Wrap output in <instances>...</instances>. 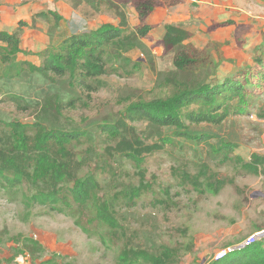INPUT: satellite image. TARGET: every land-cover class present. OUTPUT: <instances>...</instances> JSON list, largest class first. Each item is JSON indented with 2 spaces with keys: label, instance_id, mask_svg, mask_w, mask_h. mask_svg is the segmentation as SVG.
<instances>
[{
  "label": "rangeland",
  "instance_id": "rangeland-1",
  "mask_svg": "<svg viewBox=\"0 0 264 264\" xmlns=\"http://www.w3.org/2000/svg\"><path fill=\"white\" fill-rule=\"evenodd\" d=\"M137 1L21 0L6 12L0 0V29L7 32L18 18L30 23L39 11L61 17L57 22L37 19L34 28L25 27L23 52L0 68V155H9L21 137L7 122L31 125L21 134L32 155L46 131L85 132L64 148L51 147L56 169L43 180L32 176V166L20 184L0 181V264H16L20 255L28 256L29 264L48 258L70 264H210L255 233L262 236L252 244L264 245L263 89L243 101L230 100L226 106L242 112L229 114L219 125L183 123L185 131L206 136L207 142L126 116L131 104L171 96L181 80L199 86L247 68L256 70L252 58L264 45V0L238 1L250 6V16L237 14L226 28L192 0H152L154 9L145 22L153 30L145 39L134 33ZM104 23L123 27V39L107 48L110 74L91 80L96 91L89 96L69 76L45 77L21 65L39 64L38 52L46 46ZM165 24L185 30L183 43L198 51L197 62L187 70L174 66V48H164ZM188 73L193 75L186 79ZM71 99L73 109L57 108ZM107 125L117 128L113 137L103 129ZM208 143L223 150L214 152ZM86 177L96 181L97 189L79 204L69 189ZM42 194L53 195L55 202L33 198ZM100 208L115 226L100 221ZM27 238L42 246L36 256L24 246Z\"/></svg>",
  "mask_w": 264,
  "mask_h": 264
},
{
  "label": "trees",
  "instance_id": "trees-1",
  "mask_svg": "<svg viewBox=\"0 0 264 264\" xmlns=\"http://www.w3.org/2000/svg\"><path fill=\"white\" fill-rule=\"evenodd\" d=\"M153 9L152 0H138L135 2L139 24L134 27V33L138 38H147L150 31L153 30V26L145 22L146 17ZM49 17L53 18L55 22L61 20V17L53 11L39 12L33 15L31 24L21 20L10 32L0 30V68L11 63L16 54L23 52L20 46L23 29L25 27L34 28L37 19L47 20ZM164 28V48L168 50L174 48V66L181 71L187 70L197 62V49L190 43H183V38L187 33L182 28L172 24H165ZM123 34V27L104 23L96 29L72 33L62 38L55 45L46 46L38 52L40 56L39 64L22 61L21 65L45 77L63 78L69 76L72 84L81 90L87 91V96H89L90 92L96 91V87L90 83L91 80L110 74L105 60L107 48L121 42ZM252 61L256 70H253V67L247 68L212 84L207 83L196 86L195 83L181 80L176 84L177 88L171 96L156 98L150 102L131 104L127 108L126 116L132 122L147 121L156 127L173 128L177 135L186 139L207 142L206 136L191 135L185 131L183 123L188 121L193 124L206 122L219 125L229 114H241L242 109L239 107H234L232 104L229 107L226 105L233 98L243 101L246 95H257L262 89L264 90V45L256 49ZM192 75L193 73H188L186 79L192 77ZM10 98L16 106H21L20 100L15 97ZM75 104V99H71L65 103V106L59 104L57 108L68 107L73 109ZM189 106H195V108L189 109ZM230 108L233 110H230ZM4 124L21 135L13 143L9 155H0V181L2 184L12 186L27 179L30 176L29 169L32 166H34L32 175L34 178L37 180L46 178L52 170L56 169V164L49 153L51 147L64 148L71 142L79 141L85 135L83 131H46L35 142L34 155H32L33 152L27 154V152H30L28 139L21 134L25 128L31 129V125L18 122ZM33 125L34 128L38 127L37 124ZM103 129L111 137L117 132V128L112 125H107ZM207 145L212 148L209 143ZM226 147L232 149L231 146ZM212 150L214 152L222 151L223 146L212 148ZM19 155L21 157L18 158ZM126 156L135 164H139V159L134 154L128 153ZM56 179L61 181V175L58 174ZM96 189V181L91 177H86L83 180L75 181L69 191L74 202L85 204L93 197ZM33 198L42 204L55 202L53 195L48 194L35 195ZM163 202L167 203V201ZM97 216L102 223L115 226L114 219L107 210L98 209ZM24 246L33 256L42 251L40 243L31 238L25 239ZM38 264L70 263L48 258ZM210 264H264V245L256 243L231 250Z\"/></svg>",
  "mask_w": 264,
  "mask_h": 264
},
{
  "label": "crops",
  "instance_id": "crops-1",
  "mask_svg": "<svg viewBox=\"0 0 264 264\" xmlns=\"http://www.w3.org/2000/svg\"><path fill=\"white\" fill-rule=\"evenodd\" d=\"M238 1H240V0H192V2L198 3L200 5H203V7L208 8L209 16H210L211 20H214L216 22V24H219L220 27H224V28H226V26H224V25H226L225 23L226 22L229 23V20H234V18L237 14H241V16L245 15L246 17L250 16V10H251L250 6H248L247 4L242 5L240 3H239L240 5H237ZM19 2H21V0H10V1L9 0H1V3L4 5L3 8H5L6 12L11 10V8L8 7L10 4L12 6H14L15 4H17ZM25 5L26 6L28 5L27 7H29L32 5V3H28ZM34 6H36V4H34ZM38 6L41 7V5H38ZM3 8H1V9H3ZM186 9L188 11L190 10L189 5H186ZM238 11H239V13H238ZM39 12H43V11H39ZM39 12H36L34 14H37ZM21 20L26 21L24 19L18 18L15 26L10 31H12L16 27L18 22ZM228 23H227V25H228ZM0 30L4 31L2 29H0Z\"/></svg>",
  "mask_w": 264,
  "mask_h": 264
},
{
  "label": "built area",
  "instance_id": "built-area-1",
  "mask_svg": "<svg viewBox=\"0 0 264 264\" xmlns=\"http://www.w3.org/2000/svg\"><path fill=\"white\" fill-rule=\"evenodd\" d=\"M261 236H262V234H260V233H255V234L249 236L242 243V247L251 245L252 243L256 242L258 240V238L261 237ZM229 251H231V250H229ZM225 253H226L225 251L222 252V253H220V256H217V259L220 258V257H222ZM15 262H16V264H29L28 256H26V255H20L19 257H17L15 259Z\"/></svg>",
  "mask_w": 264,
  "mask_h": 264
}]
</instances>
